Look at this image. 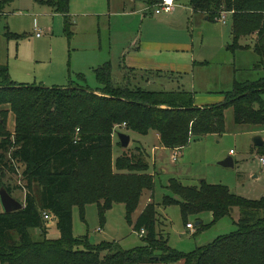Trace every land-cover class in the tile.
Listing matches in <instances>:
<instances>
[{"label": "trees", "instance_id": "trees-1", "mask_svg": "<svg viewBox=\"0 0 264 264\" xmlns=\"http://www.w3.org/2000/svg\"><path fill=\"white\" fill-rule=\"evenodd\" d=\"M8 1L0 0V10ZM49 5L68 15V0ZM188 6L208 20L230 15L232 48L253 50L258 59L253 68L264 69V0H188ZM64 22L70 37L71 23L67 18ZM7 38L18 37L8 33ZM242 40L246 42L240 44ZM94 76V90L72 82L66 88H42L16 84L7 66L0 67V187L11 195L3 174L7 170L17 177L21 167L26 190L21 210L0 214V264H264V197L247 200L223 186L204 181L186 186L169 179L171 196H164L161 206H179L184 218L209 212L213 224L231 209L239 210L234 232L179 253L157 231L155 204L139 211L140 199L154 188L144 152L137 147L114 161L111 156L115 125L124 124L125 130L142 136L153 131L170 150L186 147L193 137L221 133L228 107L234 109L236 124L264 126V77L235 82L221 103L200 108L189 91L117 85L109 63L95 69ZM9 113L14 134L6 129ZM88 204L97 206L101 219L114 204L124 205L129 223L138 213L133 228L144 231L145 245L125 251L109 242L90 246L86 238L75 239L71 209L77 206L83 212ZM50 222L56 224L58 239L47 238ZM30 229H40V241L32 238Z\"/></svg>", "mask_w": 264, "mask_h": 264}, {"label": "rangeland", "instance_id": "rangeland-1", "mask_svg": "<svg viewBox=\"0 0 264 264\" xmlns=\"http://www.w3.org/2000/svg\"><path fill=\"white\" fill-rule=\"evenodd\" d=\"M49 1L55 0H10L0 10V65L7 63L9 78L16 84L66 88L72 82L94 90L98 84L89 67L98 59L102 60L100 65L107 61L111 64L113 80L122 86L127 79L120 66L129 61L122 58L125 53L162 51L163 54L157 55L158 62H167V56L175 61L176 53L158 45L165 43L188 44L191 50L181 57L192 55L194 60L207 64L196 68L194 74L163 70L162 77L144 79L131 86L153 91H191L196 104L211 106L221 103L223 94L231 91L235 82L264 77L261 69H253L258 61L253 50L232 48L230 15L226 16L225 23L220 18L206 20L202 14L191 12L188 0H175L179 7L173 16L156 15L155 7L149 6L148 0H68L69 12L64 16L56 10L59 6L55 8ZM65 18L72 26L70 37L64 32ZM8 33L18 38L8 39ZM37 33L40 38H36ZM245 42L242 40L240 44ZM79 72L83 79H78ZM261 101L264 104V93ZM223 122L221 133L193 137L179 152L159 148L153 131L143 137L125 130L124 124L115 125L112 130L113 161L127 149L139 147L144 152L154 188L140 199L139 211L155 204L157 231L167 246L179 253H190L234 232L239 210L231 209L228 216L213 224L209 212L184 218L179 206H161L163 197L171 196L167 189L169 179L179 180L186 186H197L201 181L223 186L247 200L264 197V162L261 161L264 145L256 147L252 141L259 136L264 142V126L236 124L233 107L224 109ZM14 125V117L9 113L6 129L11 134H14ZM118 133L130 137L127 148L117 146ZM174 152L178 154L176 161L172 160ZM227 159L232 160V167L221 165ZM5 171L3 183L12 189V197L24 204L22 168L17 177ZM71 214L73 237L86 238L90 246L109 242L126 251L145 245L143 236L133 228L138 213L132 215L129 223L123 204H114L104 219L100 218L95 204L86 205L83 212L74 206ZM187 223L193 226L191 231L186 228ZM47 226V238L58 239L60 233L55 222ZM30 234L34 240H41L40 229H30Z\"/></svg>", "mask_w": 264, "mask_h": 264}, {"label": "crops", "instance_id": "crops-1", "mask_svg": "<svg viewBox=\"0 0 264 264\" xmlns=\"http://www.w3.org/2000/svg\"><path fill=\"white\" fill-rule=\"evenodd\" d=\"M148 5L149 6L156 7V6H154V4L153 5H150L148 3ZM178 7L179 6H177V4H175V7H174L173 11L170 12V13H159V14H156L155 12L154 13L156 15L164 14V15L173 16L176 13V10H177L176 8H178ZM191 12H192V10H191ZM133 14H136V12H133ZM225 18H226V14H225ZM205 19L208 20L207 17H205ZM223 23H225V22H223ZM36 38H40V36L37 37V35H36ZM144 44H146V43H144ZM158 45L165 46L166 48H168L171 51H173V53H176L177 57H176L175 61L174 60H171L167 56L166 57L167 62H158L159 61V57L158 56L161 55V54H163L162 51H158L157 53H149L148 51H147L148 53L140 52V51L137 52V53H131V52L130 53H125V55L122 58H124V59L125 58L126 59L128 58L129 61H128L127 64H125V61H124L123 64H122V66H120V68L123 70L122 73L124 75V78L127 79L125 81L126 84L127 83H129V84H131V83L132 84H136V83L139 84V82L140 81L142 82L144 79H146V81H148V80H150L152 78L162 77L161 76L162 75V72L161 71H163V70H171L173 72L175 71V72H178V74L179 73L194 74L196 68H198L199 66L200 67L201 66H205L207 64V63H202V62H198V61L194 60L192 58V55H190L189 57L186 56L184 59L181 57V55L182 56H185L183 54H186L187 55L188 54L187 52H189L191 50V48H189V45L188 44H180V43L179 44H166L165 43V44H158ZM144 49L147 50L146 47H144ZM96 61L97 62H96V64H94V66H90L89 67V69H91V71L93 72V74H94V70L95 69H97L98 67L102 66L103 64L109 63L107 61V62H104L102 65H100L101 62L99 63V61H102V60L96 59ZM1 66H7V63L6 64H3V65H0V67ZM110 66H111V64H110ZM262 71L264 72V69H262ZM111 73H112V69H111ZM78 75H81L83 77V74L80 73V72L78 73ZM8 76H9V74H8ZM112 78H113V76H112ZM245 82H247V81H245ZM51 83H54V82H51ZM69 84H70V82H69ZM52 85H55V84H52ZM150 91H153V90H150ZM189 92H191V91H189ZM194 105L197 106V107H200V108L207 107L206 105L196 104L195 103V99H194ZM147 135H145V136H147ZM155 135H156L155 138L157 140V145L162 150H169L170 152H173V150H177L178 152L180 151V149L179 150L178 149L170 150V149H166V148L162 147L160 145V143H159V137H158V135L156 133H155ZM158 146H155V148L158 147Z\"/></svg>", "mask_w": 264, "mask_h": 264}, {"label": "water", "instance_id": "water-1", "mask_svg": "<svg viewBox=\"0 0 264 264\" xmlns=\"http://www.w3.org/2000/svg\"><path fill=\"white\" fill-rule=\"evenodd\" d=\"M117 138L119 140L121 147L123 148L128 147V144L130 142V137L127 134L118 133ZM252 141L256 147H260L264 145L263 140L259 136L254 137ZM221 165L226 167L228 166L232 167L233 163L231 159H227L224 162H222ZM0 202L3 207V213L5 214L16 212L23 208V204L19 203L10 194H8L7 191L4 189V187H0Z\"/></svg>", "mask_w": 264, "mask_h": 264}, {"label": "built area", "instance_id": "built-area-1", "mask_svg": "<svg viewBox=\"0 0 264 264\" xmlns=\"http://www.w3.org/2000/svg\"><path fill=\"white\" fill-rule=\"evenodd\" d=\"M174 7H175V0H161V1L156 5V7H155L156 9L154 10V12H155L156 14H159V13H170V12L173 11ZM220 20H221L222 22H225V14H224V13L221 14ZM36 35H37V37L40 36L39 33H37ZM123 126H125V125H123ZM177 156H178V154L175 152V153L172 155V160L175 161V160L177 159ZM261 161L264 162V159L261 158ZM44 218H45L46 220L49 219V217H48L47 215H45V214H44ZM186 228H187L188 230L191 231V230L193 229V226H192L191 224H187V225H186ZM99 231H100V229H98V232H99ZM143 234H144V231H141V232H140V235L142 236Z\"/></svg>", "mask_w": 264, "mask_h": 264}]
</instances>
